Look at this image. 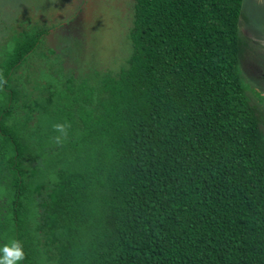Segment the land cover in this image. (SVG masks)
<instances>
[{"label":"trees","instance_id":"16d2710c","mask_svg":"<svg viewBox=\"0 0 264 264\" xmlns=\"http://www.w3.org/2000/svg\"><path fill=\"white\" fill-rule=\"evenodd\" d=\"M133 1L117 74H68L32 13L7 27L0 248L19 241L21 264H264V77L242 67L264 49L240 27L253 4Z\"/></svg>","mask_w":264,"mask_h":264},{"label":"rangeland","instance_id":"374dc122","mask_svg":"<svg viewBox=\"0 0 264 264\" xmlns=\"http://www.w3.org/2000/svg\"><path fill=\"white\" fill-rule=\"evenodd\" d=\"M248 3L264 10V0ZM251 7L241 17V34L264 49V37L257 36L245 19ZM21 13L34 14L50 29L46 44L55 50L68 74L80 79L96 73L117 74L127 65L132 53L133 0H0V44L7 27ZM261 18L264 23V11ZM242 67L248 83L252 77H264V57L246 56ZM253 100L257 102L255 96Z\"/></svg>","mask_w":264,"mask_h":264},{"label":"clouds","instance_id":"9594fccd","mask_svg":"<svg viewBox=\"0 0 264 264\" xmlns=\"http://www.w3.org/2000/svg\"><path fill=\"white\" fill-rule=\"evenodd\" d=\"M58 130L63 131V125L56 126ZM0 264H21L25 258L23 246L19 241H12L11 244L0 248Z\"/></svg>","mask_w":264,"mask_h":264},{"label":"bare ground","instance_id":"6f19581e","mask_svg":"<svg viewBox=\"0 0 264 264\" xmlns=\"http://www.w3.org/2000/svg\"><path fill=\"white\" fill-rule=\"evenodd\" d=\"M247 1H248V0H247ZM249 3H250V2H249ZM249 3H248V5H249ZM245 5H246V3H245ZM246 6H247V5H246ZM250 6H251V5H250ZM258 7H259V6H258ZM248 9H249V8H248ZM262 9H263V8H262ZM262 9H261V10H262ZM245 10H246V9H245ZM254 10H256V9H254ZM263 11H264V10H263ZM261 12H262V11H261ZM261 12H260V13H261ZM258 13H259V12H258ZM262 13H263V12H262ZM251 16H252V15H251ZM260 23H261V22H260ZM254 24H255V23H254Z\"/></svg>","mask_w":264,"mask_h":264}]
</instances>
